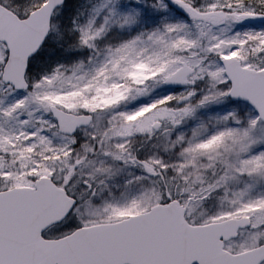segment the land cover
I'll list each match as a JSON object with an SVG mask.
<instances>
[{
    "label": "snow or ice",
    "instance_id": "6c2138e0",
    "mask_svg": "<svg viewBox=\"0 0 264 264\" xmlns=\"http://www.w3.org/2000/svg\"><path fill=\"white\" fill-rule=\"evenodd\" d=\"M0 264H264V0H0Z\"/></svg>",
    "mask_w": 264,
    "mask_h": 264
}]
</instances>
